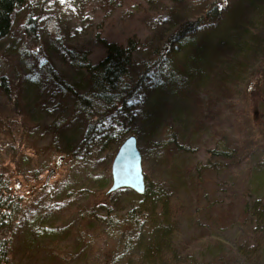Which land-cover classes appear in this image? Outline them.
Returning <instances> with one entry per match:
<instances>
[{
    "label": "rangeland",
    "instance_id": "374dc122",
    "mask_svg": "<svg viewBox=\"0 0 264 264\" xmlns=\"http://www.w3.org/2000/svg\"><path fill=\"white\" fill-rule=\"evenodd\" d=\"M253 1L25 0L0 38L1 166L24 204L14 264L109 260L120 231L108 217L86 214L128 209L135 199L129 188L108 199L112 183L100 186L113 148L95 146L78 163L69 160L88 118L56 78L86 93V71L71 53L87 52L97 64L106 54L101 39L130 38L138 46L129 69L144 85L112 127L137 137L146 179L174 200L177 258L264 264V221L255 215L264 213V0ZM216 3L219 19L180 34ZM173 130L190 150L169 142ZM218 146L231 156H211ZM60 155L65 160L45 189ZM123 264H140L139 257Z\"/></svg>",
    "mask_w": 264,
    "mask_h": 264
},
{
    "label": "trees",
    "instance_id": "16d2710c",
    "mask_svg": "<svg viewBox=\"0 0 264 264\" xmlns=\"http://www.w3.org/2000/svg\"><path fill=\"white\" fill-rule=\"evenodd\" d=\"M226 1L217 0L223 5ZM252 2L254 1L252 0ZM24 4L25 0H0V38L10 34L13 28L14 15ZM216 5L217 3L207 15L200 16L192 24L185 25L180 34L194 31L205 22L219 19ZM100 41L106 49V54L97 64L88 59L87 52H72L70 55L73 64L86 71L85 86L88 88L86 93H81L74 87L68 86V83H64L62 79L56 78L62 86H66L71 91L76 107L88 118V128L83 138L75 150L68 154L69 160L72 162L77 161L78 163L80 159L85 157L84 155H88L89 149L95 146H101V150L106 151L113 148V155L115 156L118 148L129 134L122 127L121 129H114L112 127L114 126L113 122L117 124V117L120 112L129 110L136 102L141 96L144 85V77L135 79L129 69L138 46L137 40L130 38L126 44L108 42L105 39ZM237 67L238 64L231 67L230 70L236 73ZM4 85L6 87V84ZM6 91L8 92V90ZM170 133L169 142L174 144L178 150H190L189 147L179 143L176 131L173 130ZM169 142L161 141L160 144L167 146ZM208 152L211 153V156L218 158H229L232 154L228 148H221V146L209 149ZM110 166L109 164L106 167L108 172H110ZM111 180L110 173L100 186L103 189H108L112 183ZM125 189L114 192L107 190L105 196L110 199ZM130 196L135 200L128 209H120L119 206V209L115 210L110 207L106 213L97 212L96 214L99 215H96L95 212H89L86 214L87 217H90V214L91 217H108V221H113V224L111 221L109 224L117 227V230L120 231L106 264H116L118 261L123 264L135 257H139L140 264L183 263L177 258L179 250L175 245L172 222V202L174 200L168 190L163 185L154 184L146 179L145 193L138 194L132 190ZM100 203L106 204L103 201ZM23 213V198L13 193L10 179L5 176L1 166L0 144V264H14L11 260V243L21 227ZM122 213L124 214L122 215ZM117 214L120 219L113 218ZM255 215L261 219L260 221H264L263 212L259 211ZM121 217L129 222L128 226L121 222ZM120 224L122 228L119 227Z\"/></svg>",
    "mask_w": 264,
    "mask_h": 264
},
{
    "label": "water",
    "instance_id": "95a60500",
    "mask_svg": "<svg viewBox=\"0 0 264 264\" xmlns=\"http://www.w3.org/2000/svg\"><path fill=\"white\" fill-rule=\"evenodd\" d=\"M64 155L58 157L56 167L50 169L46 185L51 177L60 169ZM112 185L110 192L121 188H130L139 194L146 190V180L143 168V155L135 135L128 136L119 147L111 166Z\"/></svg>",
    "mask_w": 264,
    "mask_h": 264
}]
</instances>
